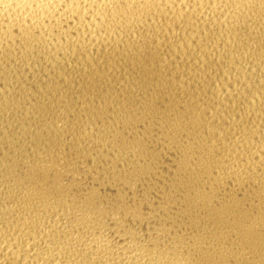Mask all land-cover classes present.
<instances>
[{"label": "bare ground", "instance_id": "bare-ground-1", "mask_svg": "<svg viewBox=\"0 0 264 264\" xmlns=\"http://www.w3.org/2000/svg\"><path fill=\"white\" fill-rule=\"evenodd\" d=\"M0 264H264V0H0Z\"/></svg>", "mask_w": 264, "mask_h": 264}]
</instances>
